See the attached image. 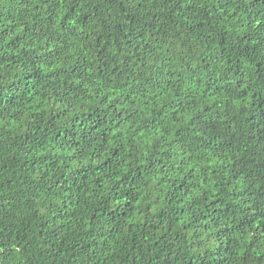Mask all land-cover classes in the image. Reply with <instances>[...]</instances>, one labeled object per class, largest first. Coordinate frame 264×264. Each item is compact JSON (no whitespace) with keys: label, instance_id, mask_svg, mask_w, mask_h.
<instances>
[{"label":"trees","instance_id":"obj_1","mask_svg":"<svg viewBox=\"0 0 264 264\" xmlns=\"http://www.w3.org/2000/svg\"><path fill=\"white\" fill-rule=\"evenodd\" d=\"M0 264H264V0H0Z\"/></svg>","mask_w":264,"mask_h":264}]
</instances>
